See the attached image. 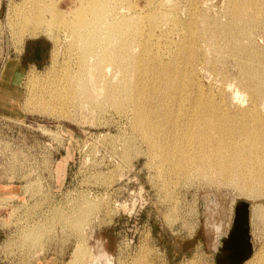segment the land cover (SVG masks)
<instances>
[{"label": "rangeland", "instance_id": "obj_1", "mask_svg": "<svg viewBox=\"0 0 264 264\" xmlns=\"http://www.w3.org/2000/svg\"><path fill=\"white\" fill-rule=\"evenodd\" d=\"M35 1H41L43 7L51 3L50 0H0V68L4 58L14 61L20 53L23 55L28 41L40 40L50 48L44 62L38 65H27L21 55L17 97L0 98V264H82V261L90 264L94 260L99 264H217L220 241L231 235L237 208L244 213L245 206H238L243 202L250 205V210L259 206L258 216L251 218L250 224L254 252L248 264H255L264 255V183L259 182L258 174L257 179L255 173L249 175H253L250 178L256 185L259 184L256 187L261 194H247L231 179L222 178L221 181L218 173L196 174L188 167H191L190 120L206 103L210 105L216 100L211 105L215 110L216 103L223 100L230 105V111H239L248 108L252 99L264 114V91L253 95L257 80L252 76L250 79L243 68L246 62L255 61L257 65L259 58L258 65H264V12L260 13L261 18L257 15L258 9L249 11L251 16L246 13L240 43L244 49L248 47L240 50L241 53L230 47L227 35H222L224 39L217 42L208 31L207 34L200 31V35H206L195 48L194 58L197 59L192 60V64L199 61L198 66L195 65L196 72L187 68L186 74L176 75L172 63H165L166 67L162 68H166L165 72L173 70L171 75L163 70L160 81L152 79L148 82L152 86L147 83L145 90L150 95L144 91L145 96L140 95V98L133 73L131 86L134 100L137 97L138 100H128L123 106L121 97L117 100L110 97L112 91L108 86H122V75L114 67L106 69L108 72L102 81L94 80L89 84L91 98L81 94L68 97L67 87L59 77L66 65L70 70H78L76 52L70 49L64 31H56L53 38L45 34L28 36L25 30L33 23L27 24V14L21 17L20 13ZM136 1L138 8L145 6V0ZM168 1L164 9L176 10V17L187 22L190 7L185 0ZM230 1L201 0L200 9L205 10L211 21L205 16L204 21L201 19V28L205 25L211 28L217 22L232 23L229 11L235 4L234 0ZM54 3L61 12L75 4L74 0H55ZM46 17L49 19L50 14ZM216 30L215 33L221 34V29ZM171 47L164 53L165 59L177 52L174 44ZM132 48L135 52L139 50L135 45ZM212 48L226 52H219L220 57L216 54L214 58ZM166 75L168 80L173 77L171 81ZM173 82H177L175 89ZM180 89H184L183 93ZM28 98H33V103L42 100L44 103L39 111L45 107L48 110L26 114L22 106ZM143 100L146 102L142 108L146 113L142 108L141 112L147 123L137 127L135 112ZM160 106L165 108L161 110ZM49 108L55 112H49ZM159 122L168 124L161 126ZM159 139L163 140L159 142ZM161 148L167 152H161ZM181 157L185 160L189 157L190 161L179 159ZM11 197L13 199H9ZM81 247L86 250L85 254Z\"/></svg>", "mask_w": 264, "mask_h": 264}, {"label": "bare ground", "instance_id": "obj_2", "mask_svg": "<svg viewBox=\"0 0 264 264\" xmlns=\"http://www.w3.org/2000/svg\"><path fill=\"white\" fill-rule=\"evenodd\" d=\"M50 1H51V3H46L45 7L41 6V3H42L41 1H35L33 4H31V6L29 8L25 9V11L24 10L21 11L20 16L22 17L23 15L25 16V14H27L25 21L27 22V24L33 23V24L29 25L28 28L25 30L29 37L30 36L31 37H38L41 34H45V35H48V36L53 38V36L56 34L55 33L56 31H64L66 33L67 37L69 38V47L71 50L76 52L75 54H76V58H77L78 70L77 71L70 70L68 68V65H66V67L63 69L61 76L59 77V80L63 83V85H65V87H67L68 97L69 98L70 97L75 98L76 96L81 94L87 98H91V95H89V91L91 90L89 84L91 82H93L94 80H96L98 82L102 81L103 77H105L104 74L106 72H108L106 69L110 68V67H114L122 75V86H120V87L108 86V88H111V91H112L110 97L115 99V100H117V97L118 98L121 97L120 103L123 106L126 105L128 100L136 101V100H138V97L140 95L145 96L146 92H147V94H149L148 91L145 90V88L147 87V83L150 82L152 79L156 80V81H160V79L164 75L162 73V71L164 69H166V68H164V69L162 68V67H166L167 64H165V63H172V65L174 66V67L172 66L174 68L173 70L176 69V73H174L176 75H178L180 73L186 74L185 70L188 71V69H189V71H192V70L194 71V69H195V72H196L198 70V67L196 68L195 65H197V63L199 61L197 63H195V65H193L194 63L192 64V60L195 59L194 58L195 57V50H196L195 48L201 42V39L203 38L202 36L207 34V31L209 33H211V36L213 35V37L216 41L217 40L220 41V38L222 39L223 36L227 35L226 37L230 41L229 45L231 48H233V50L236 49V51L238 50L240 52V50L247 49L248 46L244 49V47L240 43L241 35H243L244 29H245L242 26H243V24H245V20L247 19L245 15H247L246 13H248L249 11H253L254 9H258L257 10L258 16L260 15V13L264 12V3L263 4L260 3L261 5H258L259 3L257 4V1H259V0H234V1L232 0L235 4V6L232 7L233 8L232 10L229 9V10H231V11H229V13H230L229 16L232 18V20H231L232 23L227 25L226 22H224L223 24H226V25H223V24H219V22H217L211 28L206 27V25L204 28H201V26H200V23H202L201 19L204 21L205 16H206V13H204L205 10L202 11L200 9L201 0H185L187 5L190 7V17H189L187 22H183L176 17V15H175L176 10H173V11L167 10L166 11L164 9L166 0H145V6L141 9L138 8V6H137L138 4H135L134 1H136V0H74V3H75L74 7L72 6L73 8L70 7V9L67 8L69 10L64 11V12H61L56 8V5L54 3L55 0H50ZM232 1H230V2H232ZM168 3H169V1H168ZM229 5H230V3H229ZM231 6H233V5H231ZM174 9H176V8H174ZM45 11H47L46 15L48 13L50 14L49 19L44 14ZM253 12H255V10ZM226 13L228 15V11ZM248 15H250V14L248 13ZM258 16H257V18L260 17V16L259 17ZM207 18H209V17H207ZM253 18H255L254 15H253ZM213 19L214 18H212V20ZM262 19H264V18L262 17ZM262 19H261V21H262ZM250 20H252V18H250ZM208 21H210V18ZM260 23H262V22H260ZM247 24H248V22H247ZM253 24H255V22ZM250 27H248V29ZM216 29H221L222 30L221 34L220 33L217 34V32L215 33ZM200 31H202V32L205 31L206 34L202 35V33H201V35H200ZM248 32H250V31H248ZM57 33H60V32H57ZM65 33L63 35H65ZM211 36L209 39H211ZM245 36L247 37V35H245ZM245 36H243V37H245ZM67 37H65V38H67ZM174 37H176V38L178 37V40L175 39ZM223 39H224V37H223ZM246 39H248V38H246ZM22 40H23V38H22ZM202 40H204V38ZM205 40H206V37H205ZM56 41H57V39H56ZM212 41H213V39H212ZM212 41L210 40L211 43H212ZM229 41H228V43H229ZM20 42L22 43V41H20ZM67 42H68V40H67ZM171 44L172 45L174 44L176 46L177 52L175 51L172 54L170 53L171 55L167 59H165L164 53L167 51H170L173 48V47H171L172 46ZM206 44H208V43H206ZM215 44L217 45V43H215ZM134 45L138 47V49H139L138 52L133 51L132 47ZM225 46H228V45H225ZM230 47H229V49L231 50ZM216 48H218V46H216ZM216 48H214V49L212 48L213 50H215L214 51L215 52L214 58L217 57V55H218V57H220V54H222L221 52H224V53L226 52L224 50L221 51L222 49H220V51H219V49L217 50ZM233 50H232V52H233ZM248 51H250V49ZM203 52H206L205 48H203ZM219 52H220V54H219ZM229 52H231V51H229ZM252 53H251V55H252ZM197 54H198V52H197ZM200 54L201 53H199V55ZM242 54H244V53H242ZM257 55L258 54L255 55L256 58H257ZM200 56H203V55H200ZM242 56H244V55H242ZM237 57H238V55H237ZM247 57L250 58L249 56H247ZM247 57H246V59H248ZM207 59H209V58H207ZM254 59L255 58H253V60ZM209 60H211V59H209ZM240 60L241 59H239V61ZM246 61H249V60H246ZM209 62H211V61H209ZM259 62H260V58H259V61H257V63L259 64ZM261 62H262V60H261ZM242 63H244V62L242 61ZM254 63H255V61L254 62H246V63H244L245 65L243 68L245 69V72L247 74H249L250 79H251L250 76H252V78H255V80H257V84L255 83L256 81L255 82L253 81L256 84V87L253 89L252 92H254L253 95L256 93H258L257 95H259L260 92L264 91V70H263L264 65L261 64L262 66L260 67V65H258V64L256 65ZM211 64H213V62ZM208 67H209V65H208ZM173 70H166V72L164 70V73H166V74L169 73V76H170L171 72ZM213 70H216V69L213 68ZM133 73H135L134 78H136L135 80L137 81V84L135 82H133L134 84H136V88H137L136 89L137 91L136 90L135 91L138 92V97L136 96L137 98L135 100H134L135 94L133 92L134 89H132V86H131V83L133 81V80H131V79H133V77H131V76H133ZM105 75H107V74H105ZM167 76L168 75H166L165 77L167 78ZM172 76H174V75L172 74ZM243 77H245V76H243ZM174 78H175V76H174ZM177 78H178V76H177ZM171 79H169V80L171 81ZM247 79H248V77H247ZM167 80H168V78H167ZM167 80L165 82H167ZM182 82H183V80H182ZM176 83H174L175 84V86H173L174 89L177 85ZM248 83L250 84V82H248ZM192 84L194 85V83H192ZM149 85L150 84L148 83V86ZM252 85H253V83H252ZM150 86H152V85H150ZM168 86H169V83H168ZM180 86H182V85H180ZM246 86H248V85H246ZM152 88H154V86ZM170 88H171V86H170ZM144 91H146V92L144 93ZM183 91H184V89H182V90L180 89V92L183 93ZM153 92H155V91H153ZM169 92H172V89ZM196 92L200 96L203 94L200 91H195V93ZM156 93H157V91H156ZM165 93H166V91H165ZM169 95H171V94H169ZM151 96H150V98H151ZM202 96H204V95H202ZM207 96H209V95H206V97ZM171 97H173V96H171ZM210 97L211 96H209V99H210ZM143 98L148 99V97H143ZM166 98H167V96H166ZM158 99H159V97H158ZM168 99H170V97ZM176 99H178V98H176ZM197 99H198V97H197ZM153 100H154V98H153ZM172 100H174V98ZM212 100H210V101H212ZM255 100H258V98ZM158 101L159 100H157V101L155 100L156 103ZM162 101H164V99ZM215 101H213V102L215 103ZM227 101L229 102V100H227ZM234 101H235V99H234ZM145 102L143 100V102H141L136 108L134 119L138 125L137 127H139V126L143 127V125L147 123V120L145 123V117L146 116L144 117V113H146L144 110L145 108L144 107H143L144 109L142 108V105ZM160 102H159V104H160ZM228 102H226V103H228ZM43 103L44 102L42 100L39 101V99L36 103H33V98H28L24 102L22 109L26 114L41 113L43 111L48 110V108L45 107V108H43L42 111H39L41 109L40 107L42 106ZM192 103H194V102H192ZM203 103H204V101H203ZM214 103H212V104H214ZM159 104H157V105L159 106ZM206 104H205V107L202 108V110L200 109L201 111H199L197 113L195 112L196 114L192 118L190 117L191 120L187 118L188 120L191 121V126H190L191 127V136H190L191 137L190 138L191 147H189L191 149V157H190L191 158V162H190L191 167L190 166L189 167L187 166V167L191 168V172L195 173V171H196V174H197V172L201 173V174H205V173L207 174L208 173V175H209V173L210 174L211 173H218V175L221 176L219 178V179H221V181H222V178L225 180L231 179L240 187V189L244 193L259 194L260 192L258 193V191L260 189L258 187L259 190L257 191V187H256L259 184L256 185V181L252 180L250 178L251 175H249V174L255 173L254 177L256 179H257L256 174H258V177H259L258 179H260L259 182L264 183V114H262L260 112L259 107H257L254 100H252V99H251V102H250V105L248 108H246L244 110H239V111H230L229 110L230 105L225 104L223 100L216 103V104H218V106L216 105V107H215L216 108L215 110H217V111L212 109V107H211L212 104H210V103H209L210 105H206ZM153 105H155V103ZM144 106L146 107V105H144ZM162 106H160L161 110H162V108L166 107L165 105H164L165 107H162ZM195 106H197V105H195ZM199 106H201V105L199 104ZM151 107H153V106L151 105ZM151 107H150V109H151ZM168 107H169V105H168ZM141 108L144 110V113L141 112V110H142ZM156 109H159V108L156 107ZM156 109H155V111H156ZM50 110H51V108H49V112H55V110L53 111V109H52V111H50ZM169 110H171V109L169 108ZM166 113H170V112H166ZM191 114H190V116H191ZM165 116H164V118H165ZM167 117L169 118V116H167ZM174 117H175V114H174ZM176 117H178V116H176ZM170 121H171V119H170ZM152 122H154V119ZM160 123L161 122H159V124L158 123H156V124L161 125V126L163 124H168L166 122L163 124H160ZM176 124H179V123H176ZM148 125L147 126L145 125V127L148 128ZM158 125H156V127L155 126L154 127L157 129ZM174 125H173V127H175ZM187 126L189 127V125H187ZM142 127H140V128H142ZM169 127L172 128L171 124L169 125ZM149 128H152L151 125ZM141 130H143V128ZM145 130L146 129H144V131ZM172 131H174V129ZM155 132H157V131H155ZM146 133L148 134V132H146ZM153 133H154V131H153ZM159 133H157L158 137H160V135H161V133H160V135H159ZM162 135H164V132ZM165 136H166V134H165ZM171 136H172V134H171ZM151 137H153V136L150 135L149 138L151 139ZM167 138H169V137H167ZM156 139H154V140L157 141L158 139L157 140ZM166 139H165V141H166ZM151 140H153V139H151ZM162 140L163 139H161V141ZM147 141H148V139H147ZM161 141L159 139V142H161ZM153 144L155 145V143H153ZM156 145H158V144L156 143ZM152 148H153V145H152ZM154 148H153V150H154ZM166 148H167V146H166ZM186 149H188V148H186ZM158 150H160V148ZM161 150H162V148H161ZM163 150L161 152H163ZM176 151H179V150H176ZM188 151L190 152L189 149H188ZM164 152H165V150H164ZM165 153H164V155H165ZM158 155H159V153H158ZM172 155H173V153H172ZM160 158L163 159L162 156ZM169 158H172V157L169 156ZM188 158L189 157H187L186 160ZM165 159H168V158H165ZM179 159H183V157H181ZM179 159L177 162H179ZM183 160L186 161L185 159H183ZM187 163H188V161H187ZM181 166H182V164H181ZM183 167L186 169L185 166H183ZM185 172H186V170H185ZM185 174H187V172ZM213 177H214V175H213ZM251 177H253V175ZM221 181H220V183H221ZM217 182L219 183V181H217ZM263 192H264V190H263ZM9 199H13V198L11 197ZM258 213H259V206L258 205L253 206L250 210V224H251V218L258 216ZM240 228H238L237 231H235L236 232V233H234L235 235L232 238H230L229 240H227L225 242V244H223L222 241H220L221 247L219 248V251H218V257L221 256V252H223L222 249L224 246H225V251L229 250L230 248H232L233 250H237V251L239 250L240 252L247 249L248 243L247 244H246V242L243 243L244 240H243V237L240 233V230H241ZM240 244H243V245L240 246ZM81 248H82L81 250L83 251L84 250L83 247H81ZM82 251H81V254H82ZM85 251H83V253ZM91 256H93V255H91ZM85 257H86V255H85ZM77 259H78V257H77ZM77 259L76 260L73 259V260L77 261ZM79 259L83 260V258H81V257H79ZM83 262L84 261H82V264H84ZM85 263H86V261H85ZM245 263L248 264L249 263L248 260ZM250 263L252 264L253 262H250ZM90 264H99V262H98V260L97 261L94 260ZM255 264H264V255L261 256L260 258H258V260Z\"/></svg>", "mask_w": 264, "mask_h": 264}, {"label": "water", "instance_id": "obj_3", "mask_svg": "<svg viewBox=\"0 0 264 264\" xmlns=\"http://www.w3.org/2000/svg\"><path fill=\"white\" fill-rule=\"evenodd\" d=\"M244 205L245 211L244 213H240L237 208L236 217L233 225V230L231 231V235L228 238H224L222 243L225 244L227 240L232 238L236 233L238 228H240V233L243 237V240L246 242L247 249L244 251H237L230 248L225 251V246L223 247L221 252V256H217V264H244L247 260H249L254 252L253 246L251 244V236H250V205L248 203H240L238 206ZM234 247V246H233ZM220 255V254H219ZM228 256V257H227Z\"/></svg>", "mask_w": 264, "mask_h": 264}, {"label": "crops", "instance_id": "obj_4", "mask_svg": "<svg viewBox=\"0 0 264 264\" xmlns=\"http://www.w3.org/2000/svg\"><path fill=\"white\" fill-rule=\"evenodd\" d=\"M24 54L22 55L20 53L19 58L15 59L14 61H8L9 57L3 59L2 62L3 65L0 68V90H2L0 94V98L7 97V98L15 99L17 97L16 87L18 86V82L20 79V66H21L18 60L20 59V56L21 55L24 56Z\"/></svg>", "mask_w": 264, "mask_h": 264}, {"label": "trees", "instance_id": "obj_5", "mask_svg": "<svg viewBox=\"0 0 264 264\" xmlns=\"http://www.w3.org/2000/svg\"><path fill=\"white\" fill-rule=\"evenodd\" d=\"M49 45H44L42 41H28L26 44V52L23 56V62L26 64H40L43 63L48 52Z\"/></svg>", "mask_w": 264, "mask_h": 264}]
</instances>
